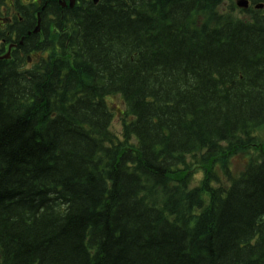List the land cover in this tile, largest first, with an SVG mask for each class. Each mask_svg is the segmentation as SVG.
<instances>
[{"label":"trees","instance_id":"1","mask_svg":"<svg viewBox=\"0 0 264 264\" xmlns=\"http://www.w3.org/2000/svg\"><path fill=\"white\" fill-rule=\"evenodd\" d=\"M90 1L0 62V264H264V10Z\"/></svg>","mask_w":264,"mask_h":264},{"label":"flooded vegetation","instance_id":"2","mask_svg":"<svg viewBox=\"0 0 264 264\" xmlns=\"http://www.w3.org/2000/svg\"><path fill=\"white\" fill-rule=\"evenodd\" d=\"M99 1L92 0V3L95 5ZM90 2V0H0V44L6 43L0 49V54L10 45L11 54L23 51L21 48L25 46L20 45L21 41L41 43L48 40L51 27L55 25L59 27L64 15L76 16V13L84 10V6ZM38 23L42 34L41 41L40 32L36 34L33 32ZM34 48H30V52Z\"/></svg>","mask_w":264,"mask_h":264},{"label":"water","instance_id":"3","mask_svg":"<svg viewBox=\"0 0 264 264\" xmlns=\"http://www.w3.org/2000/svg\"><path fill=\"white\" fill-rule=\"evenodd\" d=\"M238 6L242 7V8H245L247 7V1L245 0H240L237 2Z\"/></svg>","mask_w":264,"mask_h":264},{"label":"rangeland","instance_id":"4","mask_svg":"<svg viewBox=\"0 0 264 264\" xmlns=\"http://www.w3.org/2000/svg\"><path fill=\"white\" fill-rule=\"evenodd\" d=\"M118 105H119V103H118ZM114 108H116V106H115ZM119 110H120V109H119ZM119 110H118V111H119ZM118 123H119L118 120H116V121L114 122V128H116V129L118 128Z\"/></svg>","mask_w":264,"mask_h":264}]
</instances>
